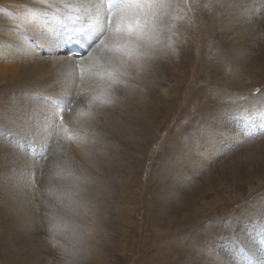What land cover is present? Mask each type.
<instances>
[{
	"label": "rangeland",
	"instance_id": "374dc122",
	"mask_svg": "<svg viewBox=\"0 0 264 264\" xmlns=\"http://www.w3.org/2000/svg\"><path fill=\"white\" fill-rule=\"evenodd\" d=\"M152 3L164 5L163 9L153 8L150 21L162 32V44L154 46L169 68L162 76L158 92L155 77L147 88L138 84L130 91L136 98L151 92L150 100L141 109L131 107L133 114L149 113L147 121L143 118L127 126L121 122L118 136L110 132L109 125L118 123L117 115L124 113L128 105L123 98L110 99L114 93L121 97L123 89L103 86L110 83L111 70L95 68L97 80L92 70L90 75L85 73L80 89V74L71 85L81 92L88 105L104 107L98 120L102 131L94 136L85 130L80 136L70 131V117L82 107L76 97L56 95L55 99L60 101L62 97V102L73 100L71 113L60 112L53 108L54 102L47 93L40 90L36 93L40 100L36 98L37 90L22 78L25 76L8 82V86L0 83V264H238L246 261V253L251 262L249 235L228 245L230 236L226 232L238 237L240 231L254 229L253 213L246 221L233 219L240 218L239 205H253L256 196L264 202L262 193L252 196L248 190L258 174L260 180L264 178V157L260 154L264 136L251 141H260L262 145L255 150L244 145L246 139L238 143L237 150L228 155L223 151L218 158L211 152L209 139L202 135L227 132L228 122L234 119L236 128H231V134L238 136L241 127L236 118L242 109L251 107L258 95L264 100V69L260 70L264 67V7L260 5L264 0L251 7L248 18L245 15L244 29L254 32L242 30L239 47L223 35L234 30L232 25L212 19L219 14L214 0ZM2 9L0 16L4 17ZM111 42L113 47L119 46L114 39L110 45ZM103 49L108 56L116 54L110 48ZM250 61L255 66L263 63L258 65L259 71L247 69ZM3 65L0 58V67L4 68ZM111 68L119 69L116 60H111ZM212 68L218 71L213 72ZM89 76L91 83H85ZM119 77L113 83L123 88L124 78ZM151 85H156L153 91ZM156 102L159 108L154 106ZM114 108L117 112L109 118ZM156 108L162 114L153 111ZM42 110L46 118L42 117ZM59 116H63L67 136L54 133L53 118ZM250 120L257 121L252 114ZM142 122H146L143 130L139 129ZM129 138L141 143L140 149L133 146L129 152L125 143ZM189 162L208 167L194 170ZM234 165L242 169L241 173L233 169V177ZM253 171L257 174L251 177ZM238 176L243 182L227 185ZM210 179L223 184L210 190ZM239 186L244 188L242 194L247 202L246 197L240 198L241 191H236ZM226 201V212H219V216L208 217L210 211L197 212L216 207L221 211ZM214 202L217 205L210 206ZM257 214L261 218L264 211ZM260 220L264 222V218ZM240 244L247 250L240 249ZM233 256L238 260L233 261Z\"/></svg>",
	"mask_w": 264,
	"mask_h": 264
},
{
	"label": "bare ground",
	"instance_id": "6f19581e",
	"mask_svg": "<svg viewBox=\"0 0 264 264\" xmlns=\"http://www.w3.org/2000/svg\"><path fill=\"white\" fill-rule=\"evenodd\" d=\"M260 1L263 2V0H214V3H216V9H218L219 14L213 16L212 19L215 22H217L220 19L222 22L226 23L227 25L228 24L232 25L231 28L234 30L228 31V32L223 34L227 37L228 41L231 44L239 47V45L241 44V40L243 39L242 37L244 35V32L242 30H246L249 34H252V31L254 32V30L250 31V30L244 29L245 28V27H243L245 24L244 20H245V15H246V18H248L247 14L248 15L251 14L250 13V10L252 9L251 7L254 4L259 3ZM96 2H97V0H0V7L3 8L1 15L4 16V17L0 16V45L2 46V49L0 50V58L2 59V61H4V65H3L4 68L0 67V83H3L6 86H8V82L14 81L17 78H20L21 76H25L22 78L25 79L28 83H31V85H34V87L36 88L37 91H35V94L36 93L39 94V92L41 90L44 94L47 93L46 96H49L50 100L52 99L54 103L59 101V99L58 100L55 99L56 95H57L56 98H58V96H60L61 94L62 95L67 94L68 97H70V98L76 97L77 103H79L82 107L80 108V110L78 109L79 112L74 111L75 114L77 113V115H74L73 114L74 112L72 113V116L70 117L71 120H69V122H68V126L71 125V127L69 126L71 128L70 131L75 132L79 136L83 134L82 130L83 131L85 130V133L86 132L92 133V136H94L95 133L97 135V132L102 131L100 128V125L98 123V120L101 119V117H102V109H104V107H102L100 104H94L91 106L88 105L86 102V99H84L81 92L77 91L76 88L71 87L72 83H76L75 79L79 77L80 73L77 71H80V62L77 61L76 59H72V58L65 55L64 35L65 34L71 35L72 33L78 31L81 28V26L87 27L89 24L92 23L90 15L87 12V9L92 8ZM126 2L130 3L132 5V7L129 8L127 13H126V15L132 19V23H136L138 20H142L144 14L146 12V9L144 7V5L146 4V0H137V3L134 0H127ZM137 5H139V9L137 8ZM260 5H262V7H264L263 6L264 4L261 3ZM253 7L255 8V6H253ZM262 7H260V11H261ZM263 10H264V8H263ZM232 11H234L235 13H231ZM249 18H251V17L249 16ZM260 18H262V17H259V19ZM261 20L264 21V16ZM263 21H261V22H263ZM254 22H255V20H254ZM253 23H252V25H253ZM263 23H261V25ZM249 26H247V27L250 29L251 26L250 27ZM253 27L254 26H252V29H253ZM262 27L263 28H261V31L263 30V32H264V25ZM257 29H258L257 31H259V27ZM226 30H228V29H226ZM224 32H225V30H224ZM255 36H256V34H255ZM255 38H257V36ZM113 39L115 41H117L118 45L122 40H126V38H119V37H116ZM253 39H254V36H253ZM258 39H259V37H258ZM110 41H112V39H110L107 42V44L101 45V46H98L97 48H95L92 51V53L90 54V56L84 59L83 67L85 69V73L87 72L89 75H90L92 70L94 71L93 75L95 77V80L98 79V71L95 70V68H100V69L103 68V71H106V72L111 70V73H122L119 76L124 78V80L121 78V80H123V82H122L124 85L123 88L121 85H118L117 83L116 84H114L113 82H110L109 84L103 83L104 87L112 86L113 90H115L116 86L119 87L118 90L123 89V92H121V95H119L121 97H117V94L114 93L110 96V99L121 100L123 98L126 102H128L127 108L124 109L125 112L117 115V118L119 119L118 123L113 124V125H109L110 132L114 133L116 136H118L119 131H120L119 125L121 124V122L127 126L129 123L130 124L138 123L137 121H140L143 118L145 121H147L150 117L149 113H148V116H146V111L140 112V114H133L131 111V107L134 105L135 110L141 109V106L148 103V101L150 100L151 92L148 94H145V95H139L136 98L130 92L131 89L134 87V85H138V84L143 89H144V87L147 88L148 86H150L152 79L155 77V81L158 82L157 83L158 88L156 90V92H158L159 86L161 85L162 76L165 73V71L169 68V65L167 63L163 62V59H162L163 56H162V54H160L159 52L156 51L157 47H155L154 44L152 46L146 47L144 49V51L146 53H148L150 59L130 58L127 56H122L118 52H116V54L113 53L112 56H108L105 54V51L103 48L105 47L106 49H109L108 45H110ZM112 44L113 43L111 42V45ZM156 46H157V44H156ZM255 58H257V57H255ZM257 59H260V58H257ZM111 60L117 61L118 65H119V69L114 70L113 68H111ZM251 61L249 64H247V69L257 70L258 65L261 66V64H263L262 62L257 61L258 63L256 62L257 65L255 66L254 62H251ZM170 63H172V62H170ZM178 66L179 65H177V67ZM170 68H172V66H170ZM178 68H180V67H178ZM263 69H264V67H262V69H260V70H263ZM67 70H69L68 74L66 76H61L62 73L64 71H67ZM215 71H218V69L214 68L213 72H215ZM257 71H259V70H257ZM232 72L239 75L235 71H232ZM229 73H231V72H229ZM232 74L233 73H231V75ZM133 75H135L134 79L132 78ZM143 75H146L145 78L143 77ZM233 75H235V74H233ZM251 76L254 77V75H251ZM120 77H119V79H120ZM91 81H92L91 76H89L87 78V80H85V83H91ZM116 81H118V80H116ZM81 84L82 83L80 80L79 84H78L79 89L81 87ZM30 87H33V86H30ZM155 87H156V85H151L150 88L153 91ZM135 89H133V90H135ZM145 90L147 91V89H145ZM32 92L34 93V91H32ZM38 94H36L37 97L34 95L33 96L38 98ZM62 97H59V98H61V100H62ZM68 97L66 96V98H68ZM164 97H168V96L165 94ZM24 98L25 97H23L22 99H24ZM64 99L65 98H63V100ZM34 100H36V99H34ZM121 101H123V100H121ZM38 104H39V102H38ZM116 105H117V103L115 102L114 106H116ZM154 106L159 108L160 104L158 102H156L154 104ZM43 108H45V107H43ZM107 108H109V107H106V109ZM45 109H44V111H45ZM263 109H261L260 111H257V113L260 116V118L257 121H255V120L249 121V122L256 123L262 131H264V117H263V113H262ZM38 110L36 109L35 111H38ZM115 110L116 109L114 108V110L112 112H109V115H110L109 118H111L113 113L115 114L117 112V111L115 112ZM153 111H159L158 113L159 114L161 113L160 110L157 108ZM45 112H48V110ZM38 113L40 114V111ZM42 113H43V110L41 112V115L43 117ZM48 114H49V112H48ZM246 116L249 117V114ZM42 117H41L40 121L44 122L45 120H43ZM43 118H46V115ZM136 118H140V119L136 120ZM245 119L248 121V118H245ZM46 121H48V120L46 119ZM126 121H127V124L125 123ZM48 122H45V123H48ZM39 123H41L39 125H42V126L45 125V124H42V122H39ZM49 124H46L45 127H49ZM145 125H146V122H142L139 129L143 130V128H145ZM243 125H244V118H241L239 121V126L242 127ZM231 128H236V123H235L234 119H232L230 124L228 122L227 132L225 131L224 133L215 134V135L205 134V132H203L205 135L203 134L202 138L203 139H209L211 152L216 153V157H218V158L222 155L221 153L223 151L226 152L228 155L230 152H233V149L235 151L236 148L240 147V145L238 143L244 142L243 140L240 139L239 135L237 136L235 134H231ZM75 133H73V134H75ZM86 136H88V134ZM248 139L249 138H247L244 145H246V146L251 145L254 150L258 146H262L260 144V141H256V142L251 143V141H248ZM127 141H129V142H127ZM127 141H125V143L128 147L129 152H131L130 149L133 146H136L137 150L140 149L141 143H139V142H137L131 138H129ZM238 145H239V147H238ZM113 146H115V145H113ZM250 154L251 153H249L247 155L249 156ZM260 154L262 155V157H264V149L262 151H260ZM194 155H196V154H194ZM231 165H233V164H231ZM188 166L193 168L194 170L196 168H199V169L202 168L203 169V168L208 167L205 164H195L194 165L193 163H190V162L188 163ZM227 166H228V164H227ZM216 167L218 168L219 166L217 165ZM221 168H224V166H222ZM233 169H235L236 171L241 173L242 167L240 165L239 166L234 165L232 167V170H231L232 176H233V172H234ZM208 170H209V168H208ZM220 171L225 172L224 169H220ZM255 174H257L256 171L251 172V177H253ZM248 178L249 177H247V179ZM255 179H256L255 182L258 181V184H255V182H254L251 185H249V187H250L248 189L249 193L251 195L262 193V195L264 196V178H262L260 180V174H258L255 177ZM233 182L234 183H228L227 185L239 184V183L243 182V180H242V178H240L238 176L237 180H235ZM221 184H223V183L221 182ZM221 184L217 183L215 181H212V179H210L208 181V186L211 187L210 190L217 188L218 186H222ZM231 187L233 188V186H231ZM218 188H220V187H218ZM243 189L244 188L243 187L241 188V186H239L236 189L237 192L241 191V195H240L241 197L240 198H242V199H244L246 197V196L244 197L242 194ZM205 190H207V189H205ZM232 190H234V189H232ZM201 193H203V190ZM252 196H256V195H252ZM236 199L237 198L233 199V201H236L235 204H237V202H238ZM245 201L247 202V197L245 198ZM254 201L255 202H253V205H249L248 203H243L241 206L239 205L238 208L239 207L240 208H239L237 214H238V217H240V218L239 219L238 218L233 219L234 221L242 220V219H245L244 221H246V219H248L249 214L253 213L255 215V218H254L255 220L254 219L252 220L251 225H253L254 229L252 230V228H250L249 232L248 231L247 232L240 231V234L238 235V237H236L234 234L230 233V231L226 232V233H229V236H230L229 241H228V245L230 242H235V241L237 242V240H235V239L241 240V239H244V236L246 234L249 235L248 247L251 249V250H249L251 263L264 264V225H263L264 222H262L260 220V219H263L264 216H262L261 218L256 217L259 215L257 213H261L262 211H264V210H262V208L264 207V202H263V200L259 201L257 196L254 198ZM226 202H227L226 203L227 205L226 204H225L226 206L223 205L220 208L221 211H218V209L216 207V208H210V209L209 208L208 209L207 208L206 209L205 208L199 209L197 212L200 214V213L210 211V213H208L210 215L206 214V215H208V217L215 216V215L219 216V212L220 213L226 212L225 209L228 206V201H226ZM216 203L217 202H214L213 205H210V206H212V207L216 206L217 205ZM239 212L243 213L245 215L241 216L239 214ZM220 216H222V215H220ZM203 217L205 218V216H203ZM203 217H201V218H203ZM237 223H239V222H237ZM230 224H233V222H231ZM239 248L243 250V249H246V246L240 244ZM240 257H241V255H240ZM237 260H238V258L236 256H233V261H237ZM245 262L239 261L238 264H247Z\"/></svg>",
	"mask_w": 264,
	"mask_h": 264
},
{
	"label": "snow or ice",
	"instance_id": "6c2138e0",
	"mask_svg": "<svg viewBox=\"0 0 264 264\" xmlns=\"http://www.w3.org/2000/svg\"><path fill=\"white\" fill-rule=\"evenodd\" d=\"M132 5L127 3L126 0H97L92 8L87 9L92 23L87 27L81 28L72 33L69 37L71 42L76 44H87L86 51L81 56L74 57L80 62V80L84 83L85 69L83 61L89 57L92 51L101 45L107 44L110 39L119 37L126 38L119 43V46L108 47L122 56H127L135 59H150L148 53L144 51L146 47L153 44H162L163 35L161 30L157 29L153 21H150V16L153 8H161L164 5L159 3H152L149 0L148 4L144 7L146 12L142 20L132 23V19L126 15ZM139 9V5H137ZM66 56H72L70 53ZM122 73H109L110 82H116L118 75ZM72 99L67 101H57L53 104V108L63 111H71ZM60 122L56 123V118H53L54 133L56 135L67 136L68 129L63 124V117L59 118Z\"/></svg>",
	"mask_w": 264,
	"mask_h": 264
}]
</instances>
